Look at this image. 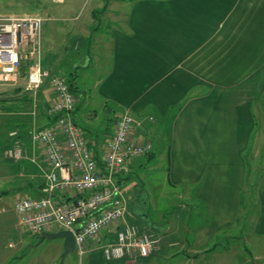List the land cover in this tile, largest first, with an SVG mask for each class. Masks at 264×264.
Masks as SVG:
<instances>
[{"label": "crops", "instance_id": "obj_1", "mask_svg": "<svg viewBox=\"0 0 264 264\" xmlns=\"http://www.w3.org/2000/svg\"><path fill=\"white\" fill-rule=\"evenodd\" d=\"M92 2L91 21L84 27L77 22L81 19L77 7L60 6L52 11L53 19L74 23L68 32V42L77 48L87 45L83 52L89 56L88 66L96 69L99 62L106 63L107 66L99 64L96 81L102 107L112 111L118 107L121 113L128 110L140 121L134 137L140 141L158 140L156 144L150 141L152 149L149 155L143 156L144 160L157 168L161 159L156 158V152L160 156L164 151L167 176L161 181L202 201L207 207L208 222L194 230L184 225L187 230L182 227L178 248L172 231L165 227L161 232L148 223L147 214L151 210L133 213L147 204L141 191L135 193L136 188L139 190V181L136 183L133 174L143 165L139 157L128 163L119 176L127 199L125 220L140 231H149L156 239L155 249L147 258L133 262L109 261L97 247L83 255V262L235 264L234 251L239 246L230 244L234 233L231 229H235L246 210L247 196L243 197V193L249 190L250 163H256L264 171V166L257 162L259 157L264 162V0ZM84 35L85 42L81 40ZM44 51L43 44L42 54ZM71 78H75L73 84L77 85L76 75ZM45 87L39 93V125H46L49 120L43 113L49 101ZM84 105L80 99L74 111L78 124V117L90 118L88 113H80ZM15 113L9 111L5 115ZM156 120L160 121L158 126ZM20 126L16 128L23 145H27L23 158L5 157L3 152L10 144L0 138V184L10 183L14 191L9 205L0 208V264L16 260L24 241L18 228L16 198L22 194L39 197L44 185L41 168H46V161L38 147L34 148L36 164L26 158L32 155L33 148L28 131ZM105 137H88L97 141L98 158ZM257 188L260 205L252 229L249 234L240 229L242 250L249 253L240 255L242 264L251 259L256 264L264 256L255 246L264 239V174ZM7 191H0V206L8 196ZM130 193L134 196L132 200ZM9 219L13 220L12 227L5 223ZM223 229L227 231L222 242L213 243ZM109 235L115 237L108 234L104 239ZM159 235L173 243L161 244L157 241Z\"/></svg>", "mask_w": 264, "mask_h": 264}, {"label": "built area", "instance_id": "obj_2", "mask_svg": "<svg viewBox=\"0 0 264 264\" xmlns=\"http://www.w3.org/2000/svg\"><path fill=\"white\" fill-rule=\"evenodd\" d=\"M42 23L38 15L0 14V84L21 85L24 81L20 88L30 95L31 102L29 110L21 112L32 119L28 139L33 148L26 158L36 164L34 148L38 147L46 161V168H41V195L22 194L15 200L18 226L34 237L71 230L75 254L80 257L99 247L109 261L147 258L156 240L125 220L127 199L119 176L128 163L151 151L152 144L134 137L140 121L126 110L116 118L113 131L105 135L97 157L96 139L86 138L74 119L80 97L66 78L44 66ZM44 85L49 101L43 113L49 120L39 125L38 93ZM9 136L12 144L4 156L23 158L27 149L18 129L11 130ZM108 234L115 235V240L102 242Z\"/></svg>", "mask_w": 264, "mask_h": 264}, {"label": "rangeland", "instance_id": "obj_3", "mask_svg": "<svg viewBox=\"0 0 264 264\" xmlns=\"http://www.w3.org/2000/svg\"><path fill=\"white\" fill-rule=\"evenodd\" d=\"M92 1L93 0H0V14L14 16L38 15L43 17L41 29L42 45L44 44L45 48V51L42 54L43 62L46 66L50 67V69L55 70V73H58L66 78V81L71 86L73 93L85 102L84 108H80V113H88L90 118L80 116L77 119L80 127L83 129L84 136L88 138L90 135L99 138L101 137L102 139L105 135L113 131L114 122L116 118L120 116L121 111L118 107H116V110L114 111L102 107V98L96 91V87H98L96 81L99 80L98 66L100 62L99 64H96V69H92L91 65L88 66L90 61L89 56L83 52V49L87 45L82 44L80 45L81 47L77 48L76 45H72L68 42V32L71 31V27L74 23L68 20L56 21L57 19H53L52 13L54 9H57L60 6L77 7V12L81 15V19L77 22H80L79 26L84 27V24L88 25L91 21L89 10L92 6ZM78 37L79 36H76V38ZM81 40L83 42L87 41L85 35L81 38ZM100 65L107 66L106 63ZM73 74L78 78L77 85L73 84V81L75 80V78H71ZM23 84L24 81H22L21 85L0 84V98L2 100L11 101L16 97L21 96L23 91L20 87ZM39 93L38 100L40 97ZM1 112L3 113L1 114ZM6 112L9 111L0 109V138L4 143L9 142L11 145L12 138L9 136V132L13 129H17L16 127L19 125L23 128V131H29L32 119L27 113H23L18 110H14L16 113L13 115H5ZM79 115L80 114H78V116ZM159 122V120L155 121L157 126L160 124ZM151 140L152 138L150 141ZM155 142L158 143V140L153 143ZM24 146L26 148L27 145ZM162 153L163 154L159 156L156 152V158L161 159V164L157 167L158 169L154 166L152 167L148 165L150 162L144 160V155L140 157V161L143 164L142 169L133 174V179H135L136 183L139 181V190L136 188L135 193L141 191V195L146 198L147 204L142 205L141 208L138 207L137 210L134 209L132 212L138 214L142 212L146 213L147 209L148 211L151 210L149 213L150 217L147 214L148 223L154 226V229H161V232H163L165 227L167 231H172L174 234L173 238L176 239V243L174 244L180 248V240H182V227L186 230L187 227L194 230L198 225H202L203 222H208L206 221L207 218H205L207 214V207L202 201H199L198 199L196 200L194 195L192 196L193 198H190L187 193L183 194L185 190L181 192V189L162 182L165 181L167 176L165 165L167 163V156L164 151ZM261 159L262 158L259 157L257 162L264 166L263 159L262 161ZM250 169L251 173H248V176L250 177V179H248V187L250 191H246L247 195L246 193H243V197L247 196L246 210L242 212L239 222L235 224V229H231L234 233H232V238H230V244L232 247L239 246V249H237L236 252L234 251L237 258V260H235V264H242L239 262V258H241L240 255L247 256L249 254L247 251L242 250L243 244L239 236L241 235V230H244L246 234H249L252 229L251 227L254 224L257 209L259 210L260 205L257 185L260 178L263 176L264 171L262 170V167L257 166L256 163L254 165L253 163H250ZM4 189H8L9 193L7 191L8 196L2 200L0 208L6 206V204L9 205L8 201H12L13 199V185L8 182L0 184V191ZM189 189L190 188L187 190ZM129 196L130 200H132L131 198H134L131 193ZM163 215L164 217L162 218ZM8 216L9 214H6V217ZM12 221L13 220L9 219L5 221V223L7 226L12 227ZM19 231L21 232L20 234L23 235L24 240L21 245V251L19 252L16 260H13L12 262L7 261L5 264H85V262H83L84 256L80 257L77 254H68L63 260H61L60 255L62 251H60V249L62 242L60 243V239H44L37 243V237L35 238L30 236L29 233L25 230H20V228ZM226 231L227 230L223 229L217 235L213 243L222 242L223 238L226 236ZM145 232L151 234L149 231ZM109 238L111 240H115V237H112V235H109ZM104 241H106V239L102 240V242ZM157 241L161 244L173 243L168 242V239L163 238L162 235H159ZM255 242L256 241L253 240V243ZM249 245L251 246V243H249ZM250 246L249 250L253 245L251 247ZM255 246H257L256 250L264 255V239ZM208 249H210V247L205 249L204 252H207ZM157 255H160V252H158ZM251 257L253 258V256ZM251 260L252 261H249L246 264H254L256 261L254 259ZM256 264H264V256L262 260H259Z\"/></svg>", "mask_w": 264, "mask_h": 264}, {"label": "water", "instance_id": "obj_4", "mask_svg": "<svg viewBox=\"0 0 264 264\" xmlns=\"http://www.w3.org/2000/svg\"><path fill=\"white\" fill-rule=\"evenodd\" d=\"M44 239H60L62 242V252L60 255L61 260L68 254H75V239L71 230L60 229L57 231L43 232L37 238V243Z\"/></svg>", "mask_w": 264, "mask_h": 264}, {"label": "trees", "instance_id": "obj_5", "mask_svg": "<svg viewBox=\"0 0 264 264\" xmlns=\"http://www.w3.org/2000/svg\"><path fill=\"white\" fill-rule=\"evenodd\" d=\"M71 87V86H70ZM24 95H21L19 97H16L15 99L11 100V101H7V100H0V109H5L6 111H14V110H18V111H26L28 109V107L30 106V102H31V97L29 94L23 93ZM79 105V104H78ZM152 117V116H151ZM153 120V119H152ZM163 121V120H162ZM164 121H167L166 118H164ZM163 121V122H164ZM165 123V122H164ZM166 124V123H165ZM150 151L148 153H146L147 155H149ZM119 182H120V178H119ZM214 246H212L210 249H212ZM208 249V250H210ZM207 250V251H208ZM122 260H127L125 258H123ZM141 260V259H140ZM139 260V261H140Z\"/></svg>", "mask_w": 264, "mask_h": 264}]
</instances>
